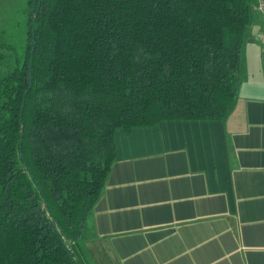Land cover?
Masks as SVG:
<instances>
[{"label": "trees", "instance_id": "obj_1", "mask_svg": "<svg viewBox=\"0 0 264 264\" xmlns=\"http://www.w3.org/2000/svg\"><path fill=\"white\" fill-rule=\"evenodd\" d=\"M0 72V264H86L115 133L225 120L253 0H27Z\"/></svg>", "mask_w": 264, "mask_h": 264}, {"label": "crops", "instance_id": "obj_2", "mask_svg": "<svg viewBox=\"0 0 264 264\" xmlns=\"http://www.w3.org/2000/svg\"><path fill=\"white\" fill-rule=\"evenodd\" d=\"M253 12L225 120L115 133V160L87 217L86 264H264V58Z\"/></svg>", "mask_w": 264, "mask_h": 264}, {"label": "rangeland", "instance_id": "obj_3", "mask_svg": "<svg viewBox=\"0 0 264 264\" xmlns=\"http://www.w3.org/2000/svg\"><path fill=\"white\" fill-rule=\"evenodd\" d=\"M27 0H0V72L22 55L27 32Z\"/></svg>", "mask_w": 264, "mask_h": 264}, {"label": "built area", "instance_id": "obj_4", "mask_svg": "<svg viewBox=\"0 0 264 264\" xmlns=\"http://www.w3.org/2000/svg\"><path fill=\"white\" fill-rule=\"evenodd\" d=\"M252 10L254 13L259 14L264 21V0H253ZM255 39L260 45L261 54L264 58V28L255 33Z\"/></svg>", "mask_w": 264, "mask_h": 264}]
</instances>
